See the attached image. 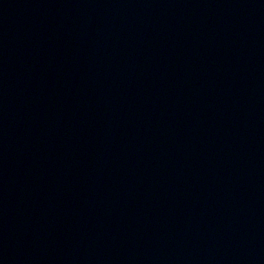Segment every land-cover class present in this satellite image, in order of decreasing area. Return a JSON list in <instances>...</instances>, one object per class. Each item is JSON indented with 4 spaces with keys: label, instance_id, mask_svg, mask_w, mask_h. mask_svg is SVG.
<instances>
[{
    "label": "water",
    "instance_id": "95a60500",
    "mask_svg": "<svg viewBox=\"0 0 264 264\" xmlns=\"http://www.w3.org/2000/svg\"><path fill=\"white\" fill-rule=\"evenodd\" d=\"M0 264H264V0H0Z\"/></svg>",
    "mask_w": 264,
    "mask_h": 264
}]
</instances>
